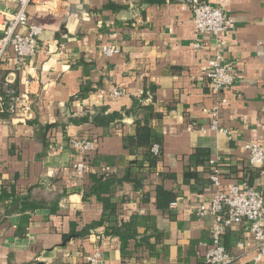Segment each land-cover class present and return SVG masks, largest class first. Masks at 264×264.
<instances>
[{"label": "crops", "instance_id": "crops-1", "mask_svg": "<svg viewBox=\"0 0 264 264\" xmlns=\"http://www.w3.org/2000/svg\"><path fill=\"white\" fill-rule=\"evenodd\" d=\"M203 1L223 7L234 21L224 36V60L235 67L236 81L221 94L207 77L216 42L206 34L200 37L204 48L195 49L193 14L177 0L150 6L143 0H60L30 7L28 26L43 30L39 52L25 66L12 55L3 67L22 102L18 113L0 115V264H88L97 248L105 264H205L216 216L199 217L195 208L217 191L247 184L251 163L244 145L264 146V0ZM16 7L14 0H0L1 11ZM28 28L19 31L27 34ZM104 47L119 52L108 57ZM116 89L123 91L118 98ZM144 92L143 104L162 115L151 124L164 134L163 159L141 191L127 182L112 193L113 201L125 200L120 219L139 224L137 238L123 251L120 237L106 235L103 226L81 234L104 214L103 203L90 194L92 177L122 178L138 158L124 138L145 117L130 113ZM100 111L124 117L110 127L75 123ZM214 111L234 140L201 132ZM81 138L95 143L86 158L71 145ZM199 147L222 163L218 190L211 164L186 173ZM83 161L80 174L76 164ZM160 185L177 194V208L157 209ZM253 185L264 193V171ZM12 188L21 197L43 196L55 210L50 205L21 213L22 206L1 198L2 189ZM223 245L235 264H254L257 246L246 223L228 229Z\"/></svg>", "mask_w": 264, "mask_h": 264}, {"label": "built area", "instance_id": "built-area-1", "mask_svg": "<svg viewBox=\"0 0 264 264\" xmlns=\"http://www.w3.org/2000/svg\"><path fill=\"white\" fill-rule=\"evenodd\" d=\"M17 7L13 11L0 10V114L18 113L22 99L16 87L11 83L3 70L10 56H14L20 66H25L28 60L36 57L39 52V39L43 33L38 26H28L29 9L32 6L48 5L60 0H14ZM191 10L196 30L195 49H203L201 36L210 35L216 42L215 55L209 60L207 74L210 86L214 93L221 94L230 89L236 81V69L224 60L226 42L224 36L233 28L232 17L221 6L212 5L203 0H177ZM29 27L28 33L19 31L20 27ZM116 47H104L103 53L108 57L118 54ZM122 90H114L113 96L120 97ZM25 112H30V106H26ZM201 132L207 134L214 132L223 134L230 140H234L232 131L221 126L218 111L212 114L209 128H201ZM72 147L82 156L90 155L95 148V143L89 138L75 139ZM245 150L249 154L251 165L264 163V146L259 143H246ZM158 151V147L154 148ZM218 160L213 159L211 165L213 174L212 184L220 187V169L215 167ZM85 161L76 164L80 174L85 171ZM178 202H173L171 208H177ZM199 217L206 214L216 216V225L211 232V244L205 256V264H235L234 258L221 243L222 235L230 228L246 223L257 246V255L254 264L264 261V194L247 184L231 185L225 191H217L210 201L203 202L195 208ZM88 264H105L102 250L97 248L87 257Z\"/></svg>", "mask_w": 264, "mask_h": 264}, {"label": "trees", "instance_id": "trees-1", "mask_svg": "<svg viewBox=\"0 0 264 264\" xmlns=\"http://www.w3.org/2000/svg\"><path fill=\"white\" fill-rule=\"evenodd\" d=\"M169 1L174 2L176 0H143L142 3L150 6L155 4H164ZM152 91H154L153 88ZM147 97V92H144L140 99L134 100V106L130 113L137 116L141 112H144L145 117H138L134 124V132L124 138L125 148L130 150L132 154L137 155L138 158L129 163L126 173L122 178H117L115 175L111 174H101L92 177L94 185L90 194L97 196V198L103 203L104 214L101 221L94 223L81 234V236L90 234L92 229L103 226L105 227L106 235L120 237L123 251H125L130 239L137 238V227L139 224L135 223V221L124 222L120 219V204L125 202V200H122V203L113 201L112 193L118 186H121L127 182L133 183L136 191H141L146 184L148 176L159 171L158 167L163 159L162 147L164 142V134L159 129L154 128V126L151 124L153 119H162V115L156 112L153 105L143 104ZM0 115L11 116L12 114L6 113ZM123 117L124 115L122 112L105 114L103 111H100L94 115L87 114L80 120L75 121V123L82 124L93 122L94 124H100L104 127H110V125L113 123L122 120ZM156 146L158 147V151L154 150ZM191 160L194 162V166H190L191 168L186 169L187 174L191 171L199 172V169L208 167L209 164H211L213 158L210 149L199 147L191 156ZM215 167L220 169V167H222L221 161H218L215 164ZM260 171H264V163L251 165L248 167L246 170V183L249 187L262 192L261 189L254 187L253 185L254 178L260 174ZM163 177H167V175ZM169 177H171V175H169ZM43 184V186H45L46 182H43ZM1 198L11 199L13 206H22L21 213H26L27 211L35 212L38 209L49 208L50 205L51 212L55 210V205L51 204V202L49 203V201L43 196L35 197L30 193L21 197L17 194L15 188H12L11 192L2 189ZM148 198L149 195L146 194L144 202H147ZM176 198L177 194L175 192L165 189L162 185L158 186L155 197L157 209L159 211L170 209L171 204L176 201ZM14 210L15 209L13 208L10 210L8 209V213L13 212ZM226 232L222 235V245L223 237L225 236ZM18 234L24 235L25 229L20 228L18 230ZM92 234L93 233L90 235ZM225 249L229 254H231L226 247Z\"/></svg>", "mask_w": 264, "mask_h": 264}]
</instances>
